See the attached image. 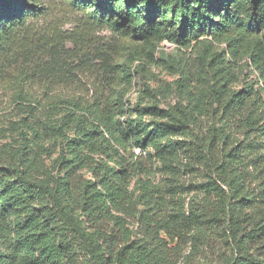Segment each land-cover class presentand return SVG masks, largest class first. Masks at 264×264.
<instances>
[{"label":"trees","instance_id":"obj_1","mask_svg":"<svg viewBox=\"0 0 264 264\" xmlns=\"http://www.w3.org/2000/svg\"><path fill=\"white\" fill-rule=\"evenodd\" d=\"M65 3L76 14L75 28L38 36L32 46L27 20L39 17L41 8L35 0H0V60L5 67L18 54L31 67L17 73L14 102L23 113L20 125L38 144L41 137L30 124L41 117V130L58 151L49 167L46 148L28 145L27 132H21L24 141L15 151L0 150V264H164L162 235L169 227L160 210L165 204L151 189L150 171L136 149L145 157L152 156L151 149L169 163L178 161L181 151L184 166L191 167L194 159L206 167L208 179L201 186L218 198L206 203V211L196 209L194 228L223 220L228 251L220 254V264H264V216L251 209L256 208L253 199L239 193L255 175L251 167L264 165V0ZM101 30L112 35L106 47L94 37ZM165 40L178 54L193 55L200 73L192 78L181 56L169 60L161 52V60L180 66L183 97L164 109H137L133 117L118 85L110 82L129 76L118 74L114 48L128 49L139 59L142 53L151 64ZM243 59L262 86L251 83L232 91L230 85L238 81L235 65ZM84 77L94 79L89 98V89L82 94ZM143 114L160 120L146 123ZM204 119L212 125L199 136L193 129ZM234 129L242 141L235 139ZM175 135L186 139H170ZM135 171L147 176L141 187L145 207L137 220L142 238H133L125 218L135 216L134 193L128 189ZM259 201L264 203V197Z\"/></svg>","mask_w":264,"mask_h":264},{"label":"rangeland","instance_id":"obj_2","mask_svg":"<svg viewBox=\"0 0 264 264\" xmlns=\"http://www.w3.org/2000/svg\"><path fill=\"white\" fill-rule=\"evenodd\" d=\"M36 5L41 8V14L39 17H32L27 20L30 27L29 37L31 38V44L33 46L38 36L48 37L53 32H67L75 28L76 14L67 6L66 0H35ZM97 44H103L102 47H106L108 42H112V35L108 30H101L94 34ZM100 46V45H99ZM222 50L226 48L224 44L220 47ZM115 60L121 64L116 69L118 74L129 73V76L124 80L112 79L114 81L116 89L121 91L123 99L133 111V117L137 115V109L140 111L151 105H156L159 109H164L169 104L175 103L178 99H182V88L178 86L180 80V66L173 62H165L161 60V56L169 60L174 59V56H181L188 66V72L192 78L194 74L200 73L197 67H199L198 61L189 52L186 54H178L175 46L169 41L165 40L156 49L154 57L156 61L151 64L144 62V55L141 53L139 59L138 54H130L128 49H123L117 46L114 48ZM113 50V51H114ZM110 53L113 51L107 50ZM128 61L124 66L123 61ZM12 63L6 61L5 67L3 60H0V150L13 152L24 141L21 138V132H27L28 145L35 147L37 145H43L46 148L45 162L49 167L54 166V161L57 156V149L50 137L43 134L41 130L40 117L38 120L34 119L31 122V126L36 130L37 135L40 136V140L37 142L33 132L20 125V116L23 115L14 102V91L16 90V83L18 81L19 74L22 75L21 69L29 71L31 67L27 64L25 57L16 54L12 57ZM145 63V64H144ZM12 66V67H11ZM23 67V68H22ZM21 71V72H20ZM235 72L238 77V81L230 85L232 91L244 90L246 86L254 83L256 88L262 86V83L258 80V74L256 70L248 65V61L243 59L235 65ZM38 74V73H37ZM16 75V76H15ZM111 75V74H110ZM26 78H29L26 77ZM82 80V78H81ZM84 83L82 84V94H86L89 98L94 93V79L92 82H88V79L84 77ZM92 83V84H91ZM66 89H63L64 92ZM36 96L44 97L41 91H34ZM264 98V90L261 92ZM142 119L146 123H156L160 119L150 114H143ZM210 120H202L200 126L194 128V132L199 136L207 134V128L211 126ZM219 124L216 123L217 127ZM235 139L242 141L244 136L234 129ZM23 134V133H22ZM170 139H186L183 136L175 135ZM152 154L151 157H145L144 153L138 149L135 153L139 156L141 164L149 169L148 175L151 183V189H156L163 198L164 208L161 211L162 219L166 220L168 224L167 232L163 233V238L166 241V262L164 264H220V254L226 249V244L222 238L224 221H219L217 226H213L214 223L204 222L199 223L198 227L202 230L194 228L192 222V214L200 211H206L207 202L216 203L217 196L213 191H207L201 185L208 178L205 174H209L206 167L197 163L194 159H190L191 167L184 166L187 161L183 157L180 151V157L178 161L162 162L156 158L153 151L149 149ZM182 159V160H181ZM182 162V163H180ZM260 169V170H259ZM254 177H248L244 183L241 184L239 193L246 200H252L251 205L256 208L260 216H264V203L260 202V198L264 197V165L256 167L254 170ZM259 170V174L256 171ZM262 170V172H261ZM84 175H88L85 169L81 170ZM212 175V174H211ZM213 176V175H212ZM147 176L143 173L135 171L129 179L128 189L133 191V203L136 206L135 216H127L123 213H119L122 217L128 220V226L133 230V238H142V234L138 224V212L145 207V200L142 197V183L146 180ZM214 180H217L213 176ZM227 193V187L218 183ZM152 195L157 194L154 191ZM259 196V197H258ZM255 199V201H254ZM259 199V200H257ZM190 205L193 207L189 208ZM248 212H251L248 210ZM207 218V217H206ZM200 221L201 219L198 218Z\"/></svg>","mask_w":264,"mask_h":264}]
</instances>
